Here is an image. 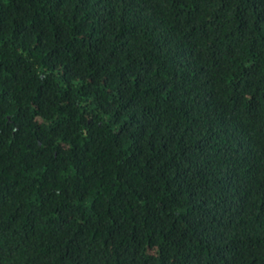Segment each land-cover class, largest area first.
Instances as JSON below:
<instances>
[{
	"label": "trees",
	"instance_id": "trees-1",
	"mask_svg": "<svg viewBox=\"0 0 264 264\" xmlns=\"http://www.w3.org/2000/svg\"><path fill=\"white\" fill-rule=\"evenodd\" d=\"M0 264H264V0H0Z\"/></svg>",
	"mask_w": 264,
	"mask_h": 264
}]
</instances>
